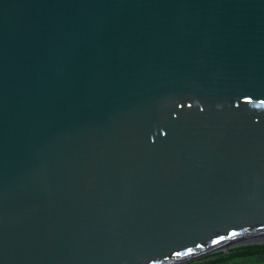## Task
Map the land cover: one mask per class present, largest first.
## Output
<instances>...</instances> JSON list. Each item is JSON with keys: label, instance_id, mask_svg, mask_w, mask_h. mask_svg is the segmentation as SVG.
<instances>
[{"label": "water", "instance_id": "95a60500", "mask_svg": "<svg viewBox=\"0 0 264 264\" xmlns=\"http://www.w3.org/2000/svg\"><path fill=\"white\" fill-rule=\"evenodd\" d=\"M258 242L264 0H0V264Z\"/></svg>", "mask_w": 264, "mask_h": 264}, {"label": "trees", "instance_id": "16d2710c", "mask_svg": "<svg viewBox=\"0 0 264 264\" xmlns=\"http://www.w3.org/2000/svg\"><path fill=\"white\" fill-rule=\"evenodd\" d=\"M182 264H264V242L233 246Z\"/></svg>", "mask_w": 264, "mask_h": 264}]
</instances>
